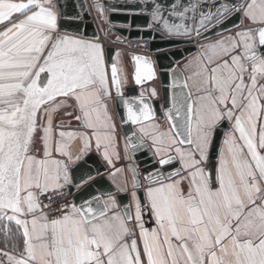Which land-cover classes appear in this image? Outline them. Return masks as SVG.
Instances as JSON below:
<instances>
[{
  "label": "snow or ice",
  "instance_id": "obj_1",
  "mask_svg": "<svg viewBox=\"0 0 264 264\" xmlns=\"http://www.w3.org/2000/svg\"><path fill=\"white\" fill-rule=\"evenodd\" d=\"M177 7L172 4L168 14L183 17L189 11ZM232 10L221 5L214 14L201 13L199 28L214 19L219 23L221 13ZM166 11L154 2L151 20L168 34H200L199 28L170 23ZM243 11L256 27L227 37L228 43L201 45L204 51L189 62L191 76L181 80V92L167 110L168 131L159 132L155 124L140 129L157 145L161 165L177 158L168 155L174 151L181 168L167 176L149 173L143 202L135 191L143 185L134 182L133 203L123 210L112 196L94 197L65 203L52 217L51 205L41 197L71 183L75 161L68 141H84L77 161L92 137L109 162L112 154L118 158L115 125L104 102L111 96L104 50L98 42L56 35L51 0H0V221L15 222L22 237V245L11 244L18 254L0 249V264H264V0H249ZM134 59L136 82L153 79L147 58ZM111 79L122 96L115 62ZM67 99H74L75 119L91 135L54 131L52 113ZM140 103L139 110L128 105V121L154 118L150 106ZM223 121L231 127L213 173L204 165ZM38 127L42 154H37ZM146 215L154 227H146Z\"/></svg>",
  "mask_w": 264,
  "mask_h": 264
},
{
  "label": "water",
  "instance_id": "obj_2",
  "mask_svg": "<svg viewBox=\"0 0 264 264\" xmlns=\"http://www.w3.org/2000/svg\"><path fill=\"white\" fill-rule=\"evenodd\" d=\"M248 1L65 0L64 2V0H60L61 30L94 39L99 43L104 42L110 71L111 64L113 62L117 64V46H125L126 41L131 39L151 40L152 45L149 53L137 51L129 53L134 68L133 79L130 73H127V77L123 80L117 64L118 75L122 82V96L116 92L115 84L112 81L119 118L130 147L128 167L134 182L139 181L143 185V187L136 188L142 202L144 201L145 184L149 185V181L146 179L149 173L159 172L167 176L176 169H180L181 164L175 153L168 154L177 157L171 164L161 165L159 163L160 154L156 153L151 142L137 130L136 126L139 124L127 120L128 105L131 104L135 110H139L143 107L140 103L143 100L153 110L154 118H167V110L172 107L174 98L180 94L179 85L181 80L185 79L181 63L198 51L203 42L243 26V8ZM154 2L161 3L168 9L165 12V18H168L170 23L184 24L190 29L199 28L201 13L204 15L214 14L221 5H227L233 10L227 13L222 12L219 16V23L214 19L206 28H199V35L194 30L189 35H171L163 29L161 24L152 22L151 12ZM97 4L101 6L102 10L96 7ZM172 4L178 6L177 12H181L185 8H188L189 11L185 12L183 17L169 15L168 13L172 11ZM192 5L196 6L194 11L191 10ZM233 6L240 10L236 11ZM150 24L151 27H149ZM260 51L264 52V49H260ZM135 56L145 57L151 63L155 72L153 79L145 78L142 83L136 82L137 62L134 59ZM159 77L161 78L160 93L158 97H153V83ZM227 128V121H224L217 129L209 154L208 167L217 165L221 141ZM134 144L135 147H133ZM133 170L137 175L134 176ZM69 171L71 183L67 186L74 195L77 205L94 197L106 200L105 197L115 195L123 208L125 205H131L130 193L120 192L119 188L112 183L109 176L112 171L96 153L84 154L82 159L70 164ZM93 206L95 207V204Z\"/></svg>",
  "mask_w": 264,
  "mask_h": 264
},
{
  "label": "crops",
  "instance_id": "obj_3",
  "mask_svg": "<svg viewBox=\"0 0 264 264\" xmlns=\"http://www.w3.org/2000/svg\"><path fill=\"white\" fill-rule=\"evenodd\" d=\"M64 2H65V0H64ZM53 10L57 13V17H58V32L56 33V35H69V36H72L75 38H80V39H85V40H89V41H93V42H98L94 39L87 38V37L79 35V34L69 33V32H65V31L61 30L60 20H61L62 8L60 5V0H57L56 5L53 6ZM4 26H7V25H4ZM247 27H256V26L252 25L251 22L249 21V19L247 18V16L244 14L243 26H241L237 29L228 31L226 33L220 34L216 37H213V38L203 42L202 45L214 43V42H216L218 40H222V39L225 40V43H228V41L226 39L227 37H230V36L234 37L237 32L242 31ZM0 30H3V28L0 27ZM100 44L102 45L103 50H104V59H105V64H106L107 70H108L109 87L111 90V96L105 97L104 102L107 104L108 113L111 116L112 123L115 125L114 131L112 132V135L115 138L113 148H114V152L118 154V158H117V155L112 154L111 162H109V160L107 158H105L103 155V148H101L99 151H97L94 137H92V139H91L90 148L86 152H84V154L96 153L100 157L102 162L108 166L110 171H112V174L109 175L111 180H112V183L119 188L120 192H129L130 193V199H131V204H132L133 201H132L131 193L133 191L132 185L134 183V179L132 177L130 168L128 167V163L130 160V157H129L130 147H129L126 135L124 133L123 126L121 124L119 114H118V110H117L116 97H115L114 91H113L110 66L108 64L107 55H106V51H105L106 44L104 42H102ZM117 48L118 49H117L116 61H117V64L119 66V70H120V74H121L122 79L124 80L127 77V73H130V75L133 79L132 75L134 73V68H133V65H132L130 58H129V53L131 52V50H129L126 46H123V45H119V46H117ZM203 51H204V49L200 46L198 51H196L191 56L187 57V59L181 63V69L183 70L185 79L188 78L189 76H191V74H192V68L189 67V62L193 61V59L195 57H198ZM241 51H242V48L238 49L236 54H239ZM125 55H127V56H125ZM46 75L47 74H42V79L46 78ZM246 79H247V77H246ZM143 80H145V78ZM153 85L154 86L152 87V96L158 97L159 96L158 94L160 93L161 78L159 77L153 83ZM153 90H155V94H153ZM192 91H193V95L195 96L196 95L195 88H192ZM63 99L64 98H62V97L57 98L58 101H61ZM76 115H79V110H78V107H77L74 99H67L62 107H60L57 111L52 113L54 131L57 134L59 133V131H65V132H68V131H77V132L88 131L89 135H91V130L84 129L81 126V123L75 119ZM40 123L41 124L47 123L46 119L43 116H41V118H40ZM149 124L158 125L159 126V129H158L159 132H167L169 127H170V122L167 118H165V119L154 118L151 121H147V122H144L143 124H139L136 126L137 130L142 134V136L146 140H149L151 142L152 146L154 148H156L157 145H155L153 143L151 136L145 135L144 133H142L140 131L141 127L147 126ZM227 127L229 129L227 128L225 133L227 131H229L230 127H231L230 122H228V121H227ZM42 135H43V133L40 130V128L38 127L37 134H36V147L38 149L37 154H42L39 151L40 149H42V144L40 142V137ZM68 142L70 145V150L72 152L73 160L76 162L77 160H75V157L77 155L81 154V150L84 147V141L82 138L76 137L75 139L70 140ZM126 145H127V148H126ZM179 146L180 147H187L186 145H179ZM112 152H113V149H110V154ZM172 153H175V152L172 151L168 154H172ZM57 158H60V157L57 156ZM204 166L207 169L212 170L214 173L216 166L215 167L214 166L208 167L207 164ZM118 169L120 171H117ZM177 179H179V177H177ZM147 186H148V184H145L144 189H146ZM184 187H185V189L187 188V181H185ZM135 191L137 192L136 189H135ZM112 197L115 198L116 203L120 206V210H123L124 208L121 205L118 198L116 197V195L112 196ZM105 199L107 200L108 197H105ZM132 211L133 212L135 211L134 207H133ZM145 219L147 221H149L146 224V227L152 228L155 226V223L153 220H151L150 216L146 215ZM7 229H11V232H8ZM135 238L137 240H139L138 236ZM6 241L8 242V245H9L8 247H6ZM12 243L22 245V237L19 235V229L15 225V222L9 223L7 221H0V249H5L6 251H13V254H18V250H14L11 248ZM0 259H2V257H0Z\"/></svg>",
  "mask_w": 264,
  "mask_h": 264
},
{
  "label": "built area",
  "instance_id": "obj_4",
  "mask_svg": "<svg viewBox=\"0 0 264 264\" xmlns=\"http://www.w3.org/2000/svg\"><path fill=\"white\" fill-rule=\"evenodd\" d=\"M126 42L125 46L131 51L149 53L151 50L152 44L150 39H131ZM49 197H51V200H49ZM41 199L44 204L51 205L49 215L52 217L61 214L58 209H61L65 203H76L74 195L70 192L67 185L59 191L49 192L47 195L41 197Z\"/></svg>",
  "mask_w": 264,
  "mask_h": 264
},
{
  "label": "rangeland",
  "instance_id": "obj_5",
  "mask_svg": "<svg viewBox=\"0 0 264 264\" xmlns=\"http://www.w3.org/2000/svg\"><path fill=\"white\" fill-rule=\"evenodd\" d=\"M56 3H57V0H51V4H52V6H55Z\"/></svg>",
  "mask_w": 264,
  "mask_h": 264
}]
</instances>
